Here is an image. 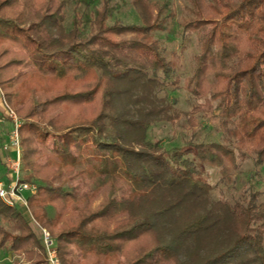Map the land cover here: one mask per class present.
Instances as JSON below:
<instances>
[{
    "label": "trees",
    "instance_id": "trees-1",
    "mask_svg": "<svg viewBox=\"0 0 264 264\" xmlns=\"http://www.w3.org/2000/svg\"><path fill=\"white\" fill-rule=\"evenodd\" d=\"M20 1L8 18L16 0H0V101L19 122V182L36 186L24 193L28 211L61 264H108L125 246L142 253L131 264H264V184L245 199L215 198L199 170L222 175L252 157L264 171V0H187L183 28L198 50L181 87L192 101L185 117L191 127L194 114L210 115L221 142L173 149L148 137L153 124L178 117L169 114L176 100L160 95L179 88L183 51L167 59L153 38L165 18L107 25L105 4L83 13L90 1L72 0L66 29V0ZM130 3L143 13L153 6ZM6 152L0 145V168ZM47 204L73 220L56 228L61 218ZM15 206L0 200L15 231L0 229V248L46 264ZM68 245L81 261L64 256Z\"/></svg>",
    "mask_w": 264,
    "mask_h": 264
},
{
    "label": "rangeland",
    "instance_id": "rangeland-1",
    "mask_svg": "<svg viewBox=\"0 0 264 264\" xmlns=\"http://www.w3.org/2000/svg\"><path fill=\"white\" fill-rule=\"evenodd\" d=\"M88 1H90L89 6L86 7L84 4H81L77 10L83 13H89L100 7H103L105 4L109 8V17L106 20L107 25H112L115 22H119L123 25H141L143 22H152L155 20V18H165L164 30L156 31L153 34V38L159 41L163 56H165L167 59H173V56L170 53L179 52L180 48L183 47L179 68L175 72V74L179 77V88L173 89L171 86H164V88L160 91V95L166 96L170 102L172 100H176L175 104H172V110L169 111V114L175 115L177 113L178 117L175 118L172 123L167 122L153 124L148 130L149 139L160 140L161 146L164 149L181 148L189 141H191V143L200 141L221 142L220 132L217 130L215 124L213 123V119L210 118V115H202L200 113L194 114L192 118L193 125L191 127L189 126V123L185 117L186 112L190 110L192 101L181 87L192 68V56L198 50L196 34H188L183 28L184 21L191 17V11L187 0H149V2L153 4L149 13L141 12L139 8L131 5L130 0ZM21 7V1L16 0L14 7L12 10L6 13V16L8 18H14L20 12ZM74 10L75 6L72 0H66V15L64 20V26L66 29H70L72 26ZM32 61L34 62L32 63L31 67L36 68V65L41 62V58L35 57ZM1 91L3 92V90ZM0 105L2 107L0 108V110H2L0 111V124L6 128L9 135L12 125L9 122V119L6 117L7 114L1 101ZM9 142L10 141L8 138L7 145H10ZM50 142L51 140L48 139V145ZM71 149L73 150L74 147L72 146ZM9 155L10 158H14L13 155ZM2 159L4 163H6V170L11 174L12 166L11 164H8V158ZM44 161L45 158L41 157L36 163L42 164ZM199 170L201 172V179L214 186L212 196L215 198L224 197L230 200L240 197L241 199H245L249 197L250 192L258 191L261 189V185L264 184V171L254 165V160L252 157L245 159L239 165V167L235 169H232L229 167V165H227V171L222 175L217 169L208 165H205L203 169ZM57 182H59V180L55 181V183ZM1 183L3 184V182ZM88 189V186H81L78 192L86 193L89 191ZM14 206L10 208H13ZM15 207L20 210L23 220L27 222L29 227L31 226L33 228V232L37 235V237H39L40 241H42L44 248L42 255L46 264H50L48 261V250H50V253H52V256L54 259H56L57 264H61L57 255L56 245L53 242L52 237L49 235V232L43 228H40L35 223L32 215L28 211L27 204L26 208L18 206ZM46 208L49 217H52L55 213H57L59 218H61L56 224V228H58L63 223V221L73 220V217L71 215H67L61 206L52 208V206L47 204ZM12 226V223H9L0 217L1 230L14 233L15 231ZM43 231L48 234V241L51 242V244L48 246V249L44 244ZM140 255H142V253L139 251V249L125 246L117 255L116 261H111L108 264H131ZM64 256L66 258L72 259V261L75 263L79 260L81 261L79 251L72 245H68ZM0 264H29V260H27L23 253L13 254L6 251L5 249L0 248Z\"/></svg>",
    "mask_w": 264,
    "mask_h": 264
},
{
    "label": "built area",
    "instance_id": "built-area-1",
    "mask_svg": "<svg viewBox=\"0 0 264 264\" xmlns=\"http://www.w3.org/2000/svg\"><path fill=\"white\" fill-rule=\"evenodd\" d=\"M7 118L12 125L11 131L8 135L10 145H8V147L4 146L3 149L6 150L11 147L14 151V158L7 159V162H9L8 164H11L12 166V173L10 174L11 182L7 186H4L0 182V200L8 207L19 205L23 208H26V199L24 193H33L35 191V186L28 183L19 182L18 166L20 161V149L18 145L17 134L19 122L12 111H8ZM42 233L44 236L45 247L48 249V246L51 244V242L48 241V234L45 231H43ZM48 261L50 264H57V261L52 256V253H50V250H48Z\"/></svg>",
    "mask_w": 264,
    "mask_h": 264
},
{
    "label": "crops",
    "instance_id": "crops-1",
    "mask_svg": "<svg viewBox=\"0 0 264 264\" xmlns=\"http://www.w3.org/2000/svg\"><path fill=\"white\" fill-rule=\"evenodd\" d=\"M0 108H2L1 105H0ZM0 111H2V110H0ZM0 123H1V119H0ZM7 132L8 131L6 130V128H4V126H1V124H0V138L2 139V141H1L2 143L0 145L2 147H4V146L8 147V145H7L8 133ZM9 154L14 156V151L10 147L7 149V152L5 153V155L10 158ZM10 179H11L10 173H8V171L6 170V167L0 168V181L3 182V184L5 186H7L10 182Z\"/></svg>",
    "mask_w": 264,
    "mask_h": 264
}]
</instances>
